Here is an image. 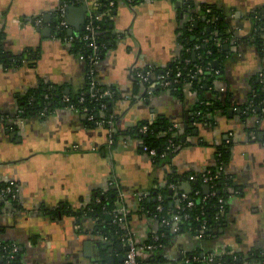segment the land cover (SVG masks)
Returning <instances> with one entry per match:
<instances>
[{
    "label": "crops",
    "instance_id": "obj_1",
    "mask_svg": "<svg viewBox=\"0 0 264 264\" xmlns=\"http://www.w3.org/2000/svg\"><path fill=\"white\" fill-rule=\"evenodd\" d=\"M188 1L200 19L203 6L220 12L230 40L225 41L227 55L214 92L223 93L224 98L228 94L232 103L245 108L264 72V43L259 51L251 36L254 19L260 17L264 38V0ZM115 2L112 29L117 38L101 58L97 74L103 89L121 95L110 110L112 133L166 120L185 141L171 160L155 163L134 135L125 139L116 135L119 139L109 152L111 129L89 127L85 115L69 106L18 123L26 98L39 87L53 86L66 95H77L85 87L86 59L55 39L53 27L62 6L79 8L81 4L79 0H0L2 50L10 56L35 57L18 67L0 64V187L15 182L19 188L17 201H7L0 213V241L19 247V264H108L107 257L125 254V246L119 240L109 241L97 219L77 217L97 192L106 190L111 180L117 182L124 193L125 227L142 246L162 230L159 221L141 208L142 198L165 184L171 172L185 175L181 191L189 192L191 174L215 166L216 147L228 143L225 174L233 187L225 200L220 231L208 239L189 231L173 234L160 264H185L187 256L224 254L227 248L246 259L264 251V110L245 119L221 113L214 125L192 124L194 131L184 135L196 115L198 94L190 86L178 93L157 85L146 88L133 76L137 70L162 72L182 54L181 37L192 22L181 14L182 0ZM69 14L73 23L83 21L85 26L86 14L66 12L69 25ZM38 19L42 25L34 22ZM213 33L219 32L215 28ZM212 95L213 91H207L204 97L209 101ZM172 195L170 203L178 208V193ZM140 258L145 264H156L148 253ZM244 264H264V260L249 259Z\"/></svg>",
    "mask_w": 264,
    "mask_h": 264
},
{
    "label": "trees",
    "instance_id": "obj_2",
    "mask_svg": "<svg viewBox=\"0 0 264 264\" xmlns=\"http://www.w3.org/2000/svg\"><path fill=\"white\" fill-rule=\"evenodd\" d=\"M181 1V0H180ZM115 4L114 8H109L110 3ZM115 0H94L93 11L96 16H102L103 21L95 22V26L99 27L97 30L96 38L97 44L100 48V59L110 50L111 46L115 43V38L117 36L113 33L112 24L113 21H105L108 16L114 17L116 11ZM142 3V0H135L133 5H138ZM181 14L183 18H189L190 22L185 29L184 35L181 37L183 51L179 56L178 60L173 63L166 70L160 71H151L152 72V82L153 80L163 72H169L171 80L175 79L176 73L181 70L182 77L180 78L181 84L175 85L170 88L174 93L181 92L184 87L190 86L199 96V100L196 106V115L193 120H191L190 125L192 124H211L214 125L218 114H223L225 116H237L245 119L246 117L251 116L252 114L261 115L264 110V79L262 82L256 84L254 92L249 97L248 104L245 108L240 109L230 100L228 94L226 97H223V93L214 92L215 82L220 79L222 76V64L225 60L227 53L225 52L224 46L228 40H230L229 35L224 34V29L226 27L224 20L221 18V14L218 10L212 7L203 6L200 10L204 15L203 19H200L199 13L196 12L195 6L188 0H182L181 5ZM211 10V12H208ZM55 17H58V13H55ZM58 21V20H57ZM53 24V27H57V23ZM35 22V20H34ZM198 22V27H195V23ZM215 28L218 30V35H214ZM252 39L259 51L262 50L264 38H263V22L260 17L254 19V27L252 31ZM194 37V38H193ZM226 41V43H225ZM200 46V49H196V46ZM1 47V46H0ZM73 50L76 53L82 55L85 59L89 54L90 50L87 48V43H76L73 46ZM1 47V58L0 64L4 67H18L26 62H30L32 59H35L33 55L25 53L21 56H10L6 52H2ZM209 52L211 54H209ZM186 61H189L187 64ZM217 62L218 66L214 68L213 63ZM215 71H220V75H215ZM155 81V80H154ZM139 82V81H137ZM90 80L86 78L85 87L77 95H66L58 88H48L43 90L39 87L33 91V95L26 98L22 106L21 119L26 120L27 118L41 115L42 113L48 114L60 107L73 106L78 113L85 115L84 110H87L88 116L85 115L86 124L91 127H97L96 122H109L112 117L110 110L112 104L115 101L121 99V95L115 90H109L113 93L112 98L101 100L96 102L91 98L89 92ZM140 83V82H139ZM98 84V81H97ZM146 88L149 86L145 85ZM100 92L107 91L103 89L99 84L97 85ZM207 91H213L212 100H206L204 97ZM68 97L69 102H64V98ZM84 98V102H80L81 98ZM216 97V98H215ZM223 97V98H222ZM102 105L106 106V109L102 108ZM251 105H253L251 107ZM237 110L235 111V108ZM251 107V108H250ZM261 108V112H258V109ZM92 116L93 121H88L87 117ZM148 127L146 133L142 134L140 130L143 127ZM194 125L188 127L184 131V135L189 134L194 129ZM105 129H109V125L105 124L103 126ZM119 138H128L129 135H134L139 137L143 142V147L147 146L150 149H155L158 157L154 160L155 163L160 160H171V157L175 154L178 148L183 144V135H180V130L175 128L174 125L166 120L158 121L156 123L143 122L126 133H117L115 132L114 136ZM116 137L115 143L119 139ZM118 138V139H117ZM173 144L171 150L168 152L167 149ZM229 159V147L228 143H224L216 147V165L209 168L212 172V175L215 178V181L212 185L214 188L211 189V196L204 200L203 186L204 183L200 176L197 177L196 181L191 182V189L189 193V199L195 202L193 208H183L186 206V203H182L180 208L171 207L169 200V195H174L176 193H181L182 183L186 180L185 175H179L176 172H171L167 178V182L163 185H160L157 189L153 190L150 193V196H145L142 199L141 208L143 211L150 212V214L155 217L159 223L160 219L164 215H171L175 213H181V215L189 214V219L186 222H183L181 225L180 232L189 231L192 233H198V235H203V239L213 238V236L220 231L223 224V216L219 211V200H226L227 196L230 194L233 187V183L230 180L229 176L225 174V171H219V168L228 163ZM191 175H196L191 174ZM176 185V191H172L170 186ZM5 186L2 185L1 188ZM119 191L121 187L116 189L114 186H109L107 190L98 191L96 196L92 199V202L84 209H82L77 217L81 218L91 217L97 219L99 222V227L105 233L106 238L114 242L121 241V236L126 232L125 230V221L114 222L115 211L119 208L120 197ZM172 192V194H171ZM196 192H199V195H196ZM214 193V195H212ZM159 195L163 197V214L157 212V206L159 204L157 198ZM172 195V196H173ZM153 198V199H152ZM178 198V196H177ZM150 200V202H149ZM9 200H4L0 202V205L4 208L5 203ZM3 211V209H2ZM108 217L110 218L108 220ZM129 217V216H128ZM127 218V217H126ZM162 226V230L159 232V241L158 244L161 245L160 248L148 252V259L156 264L164 262V256L161 254L164 249L167 241L175 233L165 226ZM155 243L152 240L147 242ZM261 252H253L246 259L245 256L236 252L231 253L227 248L225 249L224 254L220 257L214 259L213 262H208L206 257H202L200 254L194 255L192 257L187 256L186 260L188 263L185 264H244L245 261L264 259V256H261ZM142 260V259H141ZM145 264V262L142 260ZM6 259L0 261V264H6ZM11 264H19V254L16 256L15 260Z\"/></svg>",
    "mask_w": 264,
    "mask_h": 264
},
{
    "label": "built area",
    "instance_id": "obj_3",
    "mask_svg": "<svg viewBox=\"0 0 264 264\" xmlns=\"http://www.w3.org/2000/svg\"><path fill=\"white\" fill-rule=\"evenodd\" d=\"M128 1L131 4H134V2H135V0H128ZM149 1H152V0H142V3L149 2ZM79 3L81 5L84 4L87 8V13H86L87 18H86L84 30L81 32H78V33H74L73 35L69 34L71 27L66 20L67 6H62L57 11L58 17H56V19L58 20L57 21L58 23H57V27H55L54 38L57 39L58 41L62 42V43H65V44H68L71 46H73L74 44H76L78 42L79 43H87V48L90 50L89 54L86 57L87 77L90 80L89 92L91 94L90 95L91 98L94 99L96 102H99L101 100H105V99L113 97L112 92H109V91L100 92L99 88L97 87V85H98L97 84V74H98V67H99V64L101 62V59H100V52L101 51H100L99 45L97 44V38H96L97 30H99V27L95 26V22L103 21V17L102 16H96L94 14L93 6L95 4L92 5L91 0H79ZM114 6H115V4L113 2H111L109 5V8L112 9V8H114ZM208 12H211V10H208ZM108 17L109 18H107V20H105V21H110L113 19L112 16H108ZM35 22L37 25H42L41 19H38ZM196 49L197 50L200 49V46L199 45L196 46ZM209 54H211V53L209 52ZM186 63L188 64L189 61H186ZM214 69H215V67L212 68L213 71H214ZM169 75L170 74L168 71L163 72L162 74L158 75L154 79L155 81L153 80V82H152L151 70H137L136 72H134L133 76H134L135 80L139 81L143 85H147V86L157 85V86H160L161 88L170 90V88L174 87L175 85L181 84L180 78L182 77V71L179 70L176 73L174 80H171ZM215 75L219 76L220 71H215ZM258 78H259L260 82H262L264 79V72H261L259 74ZM64 102H69V98L65 97ZM80 102H84L83 97L80 99ZM252 106L253 105H251V107ZM69 108L72 111L78 113V110H76L73 106H69ZM102 108L106 109V106L102 105ZM235 111H236V109H235ZM83 113L86 116H88L87 110H84ZM21 114H22V111H20L19 116H21ZM87 119H88V121L94 120L92 116L87 117ZM113 120H114V117L112 115L109 122H107V123L96 122V125L98 127H102L105 124H108L110 129H111V127H113ZM23 122H24V120L19 117L18 123L22 124ZM147 130H148V127L145 126L140 130V132L142 134H144L147 132ZM112 132L113 131L111 129L109 148H108L109 152H110V149L115 145V139H116V137L114 136V134ZM173 146L174 145L171 144V146L167 149V151L169 152L171 150V147H173ZM143 150L152 158V160H155L158 157V154H157L155 149H150L149 147L144 146ZM222 170L225 171L224 165H222L219 168V171H222ZM199 176H200V179H202L204 185H208L210 188L209 193L204 194L205 195L204 200H207L211 196V189L214 188V185H212V184L214 183L216 177H214L212 175V172L210 169H206V170H203L196 175H191L189 179L191 182H193V181H196L197 177H199ZM109 186H114L118 190L120 188V186L117 184V182L114 179H113V181L111 180V182L109 183ZM170 188L172 189V191H176V189H177L176 185H174V184H172L170 186ZM18 193H19V188L17 187L15 182H9L5 186H3L0 190V202L4 201V200L17 201ZM179 195H180V197L177 198V200L179 202V208H180V205L182 203H186V206L183 208V210H186L185 208L190 209V208H193L195 206V202L193 200L189 199V193L188 192H181V193H179ZM196 195H199V192H196ZM212 195H214V193H212ZM119 197H120L121 201H120L119 208L115 211V214H114V222L115 223L125 221V219L127 217V210H126V207L124 204V193L119 191ZM157 200L159 202V204L157 206V212L159 214H163L164 206L162 204V202H163L162 195H159ZM2 209H3V207L0 205V213L2 212ZM219 211L221 213L225 211V200L224 199L219 200ZM189 217H190L189 214L181 215L180 212L175 213V214L173 213L171 215L162 216L160 219V222L163 226L170 228V230H172L173 233H178V232H180L182 223L188 221ZM125 230H126V232L121 236L120 240L126 248V256H127L126 264H144L140 258V255L142 253H148V252L154 251V250L161 247V245L158 244L159 237L152 238L155 243H149V244L146 243V244H143L142 246H138L135 243L133 237L131 236L130 232L128 231V229L126 227H125ZM198 237L203 238V235H198ZM18 254H19V247L16 244L6 243V242L0 241V258H1V260L6 259V261H7L6 264H11V262L15 260V258ZM221 255H222V253L212 252L206 257V260L208 262H213L214 259H216L217 257H220ZM261 256H264V251L261 253Z\"/></svg>",
    "mask_w": 264,
    "mask_h": 264
},
{
    "label": "water",
    "instance_id": "obj_4",
    "mask_svg": "<svg viewBox=\"0 0 264 264\" xmlns=\"http://www.w3.org/2000/svg\"><path fill=\"white\" fill-rule=\"evenodd\" d=\"M77 10H78V12H81V14H83V17H85V14L87 13V8H86V6L84 4L81 5V7H79V8L78 7H69V8H67V12H69L71 14L73 12L77 11ZM70 17H71V15L69 14L68 15V18H69L70 25H71V29L69 31V34L70 35H73L75 32L78 33V32L83 31L84 30V26L82 25L83 24V21H80L77 24H75V23H73L70 20ZM217 64H218L217 62H214L213 63V66L216 68L217 67ZM258 111L261 112L262 111L261 108H259ZM0 121H1V119H0ZM182 141L184 142L185 141V138ZM205 189H206L205 190V193L207 194L210 188H209V186H206ZM171 194H172V192H171ZM178 197H180V195ZM170 205H171V207L173 206L172 203ZM221 215L224 216L225 213L223 212V213H221ZM118 248L119 249L121 248V250H123V246L122 245H119ZM109 252H110V250H109ZM203 257H204V255H203ZM126 260H127L126 253L125 254L122 253L121 256H119V257H115L113 254H111V256H108L107 257V260L106 261H107L108 264H116L117 261H119L120 263H123L124 264V263H126Z\"/></svg>",
    "mask_w": 264,
    "mask_h": 264
}]
</instances>
